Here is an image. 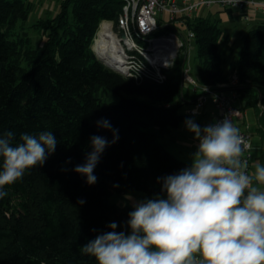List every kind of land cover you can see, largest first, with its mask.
<instances>
[{
	"label": "trees",
	"instance_id": "1",
	"mask_svg": "<svg viewBox=\"0 0 264 264\" xmlns=\"http://www.w3.org/2000/svg\"><path fill=\"white\" fill-rule=\"evenodd\" d=\"M29 5L24 0H0V132L13 131L18 142L22 133L51 131L58 144L42 167L4 189L0 264H96L94 257L80 252V246L111 231L107 226L112 222L118 225L117 232L130 231L126 222L133 208L118 206L110 197L135 191L149 199L165 197L158 178L191 166L160 141L188 119L180 109L193 102V95L182 86L187 43L165 71L163 82L136 80L106 67L91 49L100 21L117 20L120 0H63L57 15L39 24L46 30L40 51L22 48L8 34L12 23L25 19ZM181 24L194 34L196 79L212 86L225 82L223 31L217 20L201 15ZM240 41L233 67L240 81L237 89L244 106L260 115L264 20ZM102 91L118 99L106 102ZM263 113L264 109L257 127L262 139ZM102 120L111 128L98 126ZM114 131L118 140L101 155L93 173L97 182L89 185L73 169L84 164L92 151L90 137L111 141ZM260 162L264 166V143Z\"/></svg>",
	"mask_w": 264,
	"mask_h": 264
},
{
	"label": "clouds",
	"instance_id": "2",
	"mask_svg": "<svg viewBox=\"0 0 264 264\" xmlns=\"http://www.w3.org/2000/svg\"><path fill=\"white\" fill-rule=\"evenodd\" d=\"M184 123L197 141L191 166L158 178L166 196L134 202L130 231L108 224L111 231L80 246L83 255L96 264H264V166L248 171L247 142L227 116L203 127L191 118ZM97 124L111 128L106 120ZM117 140L115 131L111 141L90 137L92 151L73 171L95 184L94 169ZM57 144L51 131L22 133L18 142L13 131L0 132V199L6 186L42 167Z\"/></svg>",
	"mask_w": 264,
	"mask_h": 264
},
{
	"label": "built area",
	"instance_id": "3",
	"mask_svg": "<svg viewBox=\"0 0 264 264\" xmlns=\"http://www.w3.org/2000/svg\"><path fill=\"white\" fill-rule=\"evenodd\" d=\"M121 11L117 20L102 19L94 34L91 49L97 59L113 71L134 79H150L163 82L165 71L171 68L185 43L186 54L193 32L181 35L176 25L186 18L202 15V10L217 6L220 9H236L242 20H249V12L257 13V20H264V0H120ZM173 26V29L168 27ZM103 31L100 33V30ZM164 31H159L160 29ZM187 41V42H186ZM182 86L193 95V102L186 114L197 115L210 107L212 121L230 118L245 138L248 147L243 158L251 170L254 137L245 114L239 105L240 86L235 69L229 71L227 80L217 85L200 83L190 75L185 63ZM262 111L264 106L258 103ZM210 123V124H211ZM243 124L244 129L240 128ZM257 127L259 124L257 123Z\"/></svg>",
	"mask_w": 264,
	"mask_h": 264
},
{
	"label": "rangeland",
	"instance_id": "4",
	"mask_svg": "<svg viewBox=\"0 0 264 264\" xmlns=\"http://www.w3.org/2000/svg\"><path fill=\"white\" fill-rule=\"evenodd\" d=\"M26 4L30 3L29 9L25 19H20L15 23H12L8 28V34L10 38H15L18 43H22L21 46H29L36 50H41L45 43L46 30H44L39 24L43 25L44 19L53 18L57 15L58 10L63 0H24ZM202 16L209 17L211 20H217L220 28L222 29V46L220 51L225 58L223 64L226 73H229L235 65L241 41V36L247 32V30L257 25V13L253 11L249 12V20L244 21L239 16V11L232 9L230 11L220 9L217 6H212L210 9L202 10ZM38 23V24H36ZM180 30L181 35L186 36L188 31L183 25H176ZM184 47V46H183ZM186 64L189 66L190 75L197 77L198 62L196 59V46L194 39L189 40L187 50V61ZM184 91L189 94V89L184 87ZM101 98L108 101H116L118 99L114 94L102 91ZM190 104L184 105L180 112L186 113L189 109ZM202 110L200 113L202 114ZM190 115L187 114L188 119H193L201 127L206 125L208 115ZM246 123L251 126L256 124V116L254 109L251 107L247 108V116L245 119ZM185 121L181 122L178 127L172 128L170 135H166L161 138L160 141L165 144L167 149L177 158L191 163V155L197 148V141L194 140V134L190 133L185 127ZM251 172L254 171L256 163H258V153L252 152ZM149 199L142 192H131L113 194L110 200L118 206H129L133 208V203L136 201Z\"/></svg>",
	"mask_w": 264,
	"mask_h": 264
},
{
	"label": "crops",
	"instance_id": "5",
	"mask_svg": "<svg viewBox=\"0 0 264 264\" xmlns=\"http://www.w3.org/2000/svg\"><path fill=\"white\" fill-rule=\"evenodd\" d=\"M257 22H258V20H257ZM253 28H254V27H253ZM251 29H252V28H251ZM249 30H250V29H249ZM247 31H248V30H247ZM189 94H191V93L189 92ZM191 95H192V94H191ZM239 105H240V106L242 107V109L244 110L245 119H246V116H247V108H248V107H245V106H244L242 100L239 101ZM254 112H255V116H256V124H255L254 126H251V125H250V131H251V133H252V135H253V137H254V148H253L252 152H253V151H256V152L258 153V158H257V160H258V163L261 164V162H260V152H261V149H262V146H263V143H264V139H262L261 134L257 131V123H258V118H259V116L262 114L263 110H262V111L260 110V115H258V114L256 113L255 110H254ZM200 114H201V113H200ZM208 114H209V115H208ZM263 114H264V113H263ZM201 115H208V116H209L208 119H207V121H206V125H208V124L211 123V121H212V115H211V109H210V107L206 108V110L203 111ZM263 116H264V115H263ZM261 117H262V116H261ZM240 128L244 129L243 124L240 125ZM251 155H252V153H251ZM252 159H253V158H252ZM252 159H251V162H252ZM250 172H251V171H250ZM254 183H255V182H254Z\"/></svg>",
	"mask_w": 264,
	"mask_h": 264
},
{
	"label": "bare ground",
	"instance_id": "6",
	"mask_svg": "<svg viewBox=\"0 0 264 264\" xmlns=\"http://www.w3.org/2000/svg\"><path fill=\"white\" fill-rule=\"evenodd\" d=\"M103 31V28H102V30H100V33Z\"/></svg>",
	"mask_w": 264,
	"mask_h": 264
},
{
	"label": "water",
	"instance_id": "7",
	"mask_svg": "<svg viewBox=\"0 0 264 264\" xmlns=\"http://www.w3.org/2000/svg\"><path fill=\"white\" fill-rule=\"evenodd\" d=\"M98 60H100V59H98ZM101 61V60H100ZM102 62V61H101Z\"/></svg>",
	"mask_w": 264,
	"mask_h": 264
}]
</instances>
